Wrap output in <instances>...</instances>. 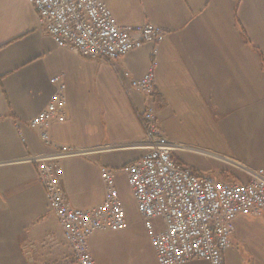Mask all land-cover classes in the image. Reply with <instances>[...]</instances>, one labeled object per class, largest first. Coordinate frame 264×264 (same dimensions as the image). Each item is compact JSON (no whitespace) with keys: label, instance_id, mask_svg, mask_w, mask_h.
Returning a JSON list of instances; mask_svg holds the SVG:
<instances>
[{"label":"crops","instance_id":"1","mask_svg":"<svg viewBox=\"0 0 264 264\" xmlns=\"http://www.w3.org/2000/svg\"><path fill=\"white\" fill-rule=\"evenodd\" d=\"M105 2L121 25L151 23L170 32L157 56L148 44L114 64L85 59L57 46L27 0H0V264H70L71 248L32 161L63 148L76 152L61 160L74 207L102 203L100 171L117 172L127 226L92 236L96 263L159 264L123 172L145 153L138 147L145 137L139 114L150 100L120 80L126 73L143 77L156 61L162 136L228 159L189 150L206 163L186 165L220 180L223 165L246 174L264 169V0ZM57 78L67 87V117L53 125L50 147L29 123L46 109ZM234 224L225 264H264V216L240 215Z\"/></svg>","mask_w":264,"mask_h":264},{"label":"built area","instance_id":"2","mask_svg":"<svg viewBox=\"0 0 264 264\" xmlns=\"http://www.w3.org/2000/svg\"><path fill=\"white\" fill-rule=\"evenodd\" d=\"M36 12L40 27L58 47L89 60L114 64L127 54L154 45V55L167 40L169 31L148 23L121 25L105 0H27ZM141 78L126 73L121 83L150 100L139 114L145 137L138 145L144 155L124 168L133 199L141 215L159 264H187L205 260L225 264V253L240 215L264 216V169L249 174V181H224L212 173H197L183 166L175 155L178 145L162 136L156 109V68ZM46 109L30 121L41 142L54 147L52 128L67 117L66 85L58 78ZM20 127L19 123H16ZM76 154L63 148L59 154L32 158L37 164L38 182L45 189L50 210L57 217L71 248L70 264H97L90 252V239L99 231L118 232L126 228V211L116 186L117 172L103 167L102 203L77 208L67 200L63 188L61 160ZM52 239L50 238V241ZM33 244L27 255L34 263Z\"/></svg>","mask_w":264,"mask_h":264},{"label":"rangeland","instance_id":"3","mask_svg":"<svg viewBox=\"0 0 264 264\" xmlns=\"http://www.w3.org/2000/svg\"><path fill=\"white\" fill-rule=\"evenodd\" d=\"M177 147H178V149H180L183 152L187 150L186 152L182 153V155H181L182 159L178 160L179 163L182 164L183 166H187L185 161L187 163H193L197 167L202 166V165H204L206 163V160L199 159V158L195 157L194 155H190V153L188 152L189 150H194V151L203 153L205 155H211V156H214V157L218 158L220 161L224 162L225 164L228 163V159L227 158H223V157L217 156L216 154H212L210 152L196 150V149H193V148L185 147L184 145L183 146H177ZM219 171H220L221 177L225 181H244V182H247V181H249L251 179L249 177V175H247L246 173L240 171L239 169L231 167L229 165H223V169H221Z\"/></svg>","mask_w":264,"mask_h":264},{"label":"bare ground","instance_id":"4","mask_svg":"<svg viewBox=\"0 0 264 264\" xmlns=\"http://www.w3.org/2000/svg\"><path fill=\"white\" fill-rule=\"evenodd\" d=\"M253 175H256V173H254Z\"/></svg>","mask_w":264,"mask_h":264}]
</instances>
